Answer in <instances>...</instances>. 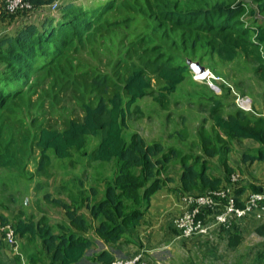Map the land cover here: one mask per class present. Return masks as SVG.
<instances>
[{
    "label": "trees",
    "instance_id": "trees-1",
    "mask_svg": "<svg viewBox=\"0 0 264 264\" xmlns=\"http://www.w3.org/2000/svg\"><path fill=\"white\" fill-rule=\"evenodd\" d=\"M187 1L29 0L31 10L24 12L39 13L36 21L18 15L23 12H2L1 22L12 28L0 33V169L33 181L26 176L31 164L37 162L36 172L43 175L55 157L72 166L85 158L86 167L113 163L116 172L113 181L85 188L87 195L72 204L46 192L44 198L62 210L66 224L57 226L47 217L36 220L34 212L24 214L20 206L14 219L1 214L0 252L7 244L1 228L10 224L18 242L36 247L28 264H110L114 253L96 252V239L121 249L126 233L141 225L152 198L173 181L163 178L171 168H180L176 191L182 195L207 193L227 183L233 172L229 160L234 140L259 145L242 153L243 162H264V94L261 113L243 111L234 99L236 108L225 112L231 108V92L217 96L209 86L193 89L201 99L200 110L204 105L208 110L198 128L204 155H181L176 146L166 149L161 141L150 143L138 132L125 138L133 117L144 116L140 99L151 97L162 110H171L172 95L193 74L186 57L240 61L264 85V22L243 19L247 13L256 17L257 10L264 15V0H252L257 8L241 0ZM105 41L109 51L83 58L88 48L101 51ZM38 74L60 78L82 116L64 118L60 127L40 122L34 113L40 107L33 110L30 104ZM215 158L227 176L211 174L210 159ZM259 231L264 235V224Z\"/></svg>",
    "mask_w": 264,
    "mask_h": 264
},
{
    "label": "rangeland",
    "instance_id": "rangeland-1",
    "mask_svg": "<svg viewBox=\"0 0 264 264\" xmlns=\"http://www.w3.org/2000/svg\"><path fill=\"white\" fill-rule=\"evenodd\" d=\"M231 1L232 0H226L228 3ZM241 1L249 4L252 8H257V5L252 0ZM257 12L256 17L249 16L247 13L243 19L247 20L251 17L252 20L256 18L260 22H264V15L260 14L258 10ZM18 15L27 19L36 16L32 12H23ZM18 15H15L14 19L16 17V20L19 22L21 20L18 18L20 17ZM14 19L10 18L9 22L12 23ZM11 28L12 27L9 28V23L0 22V33L8 29L10 30ZM96 51L97 48L95 50L92 48L86 49L83 58L91 60L90 57L95 56L94 54H97V58L102 56L103 51H109V41H105L101 51L98 53ZM200 56L201 55L199 54L195 60L186 57L190 69L192 70V67L196 66L202 67L205 70H211L216 76L222 78V80H224L229 86L216 82L215 84L221 90V93H219L211 87L209 81H197L194 76L195 73L192 72L193 74L179 88L177 94L172 95L171 110H162L152 101L151 97L140 99L138 104L143 110L144 116L139 119L135 116L130 121L129 129L125 133V138L127 140H130L133 133L138 132L150 143L161 141L166 149L171 145L176 146L180 150L181 155L186 153L192 154L193 157L197 154L204 155L198 138V128L202 124L204 118L208 115V110L206 109V105H204V109L200 110L201 107L200 105L198 106V104H200L201 99L193 92L195 87L209 86L214 94L222 96L223 92H231L232 94L231 86L241 95L247 96L251 100L254 112H263L264 85H261L256 78L246 70L244 63L235 61L225 64L219 61L216 57L211 58L209 56H203L200 59ZM74 64L77 65L78 62H74ZM60 80L61 79L58 77L51 80L47 77L45 78L43 74H38L35 81L39 85L30 100L33 110L40 107V110L34 111V113L38 115L40 122H46V120H48L54 127H60L61 120L64 118H76L82 116L77 101H72L70 95L71 92L67 90L66 86H63ZM191 93L194 94L192 101L189 100L191 98L188 99V96H190ZM231 94L228 98V104L231 108L227 109L225 112H230L236 108L233 101V95ZM15 115L18 117L21 113L17 112ZM207 126L210 128L211 122L208 123ZM93 143H96V140H93L92 144ZM232 144L235 147L230 155V165L233 170H241L239 166L241 167L244 164L242 163V153L252 151L257 145L242 140H234ZM91 148H93L92 145L89 150ZM76 157L79 160L83 159H80L78 155H76ZM36 164L37 162L31 164L26 175L33 176V181H22L17 175H13L4 169H0V215L3 214L14 219L18 214L17 207L20 206L21 209L26 211L24 214H27L28 211L36 213V220L47 217L52 224L57 226L63 225L64 223L66 224L68 221L65 219V214L63 216L62 210L56 208L44 198L46 192L50 191L52 196L62 197L67 202H69L67 200L68 198L72 204L76 197L79 198L81 194L87 195L83 191L85 188L88 189L90 186H97L106 179L108 181H113L116 172L113 163L105 165L95 164L86 167V158L83 159L82 163L72 166L68 160H59L58 158L52 157V165L47 173L43 175L37 174L35 169ZM210 165L212 167L211 174L227 176L226 168L223 164L219 163L217 158L210 159ZM85 170L86 172H84ZM180 172L179 166L173 167L167 174H164L163 178L167 176L177 178L179 177ZM233 172L228 174L229 179ZM240 175H242V173ZM243 176L244 175H242V177ZM229 179L226 181L227 183L229 182ZM17 180H19V182H17ZM81 180L83 181L82 185L80 183ZM39 182H43L44 185L38 186ZM198 194L206 193L201 192ZM160 195L161 193L158 192L155 195V198ZM254 233L255 232L251 231L246 236L245 244L247 246L243 248V252L248 248L264 245V238L259 234L254 235ZM128 234L126 233V238H130ZM14 249L15 248L9 244L4 246V249L0 252V264H28V255L37 251L35 245L32 243H26L24 240L18 242V249ZM224 249L228 252L227 260L224 262H216L215 259L212 261L208 259V261H206L204 258L205 264H208L209 262L212 264L241 263L238 254L231 252L226 243L222 250ZM193 255L195 258L199 257L197 251L194 252ZM235 260L237 261L236 263ZM244 264H246V262H244Z\"/></svg>",
    "mask_w": 264,
    "mask_h": 264
},
{
    "label": "crops",
    "instance_id": "crops-1",
    "mask_svg": "<svg viewBox=\"0 0 264 264\" xmlns=\"http://www.w3.org/2000/svg\"><path fill=\"white\" fill-rule=\"evenodd\" d=\"M3 11L6 10L3 3L0 2V22ZM34 15L36 16L31 19L28 18V21H36L41 16L36 12ZM258 147L259 145L253 150H257ZM242 163L244 164L239 166L241 170L235 169L233 171L241 172L244 175L240 196L245 199L249 193L254 192L253 187L259 189L264 182V162L257 161L254 164H249L242 161ZM215 176L224 177V175L217 174ZM226 184L224 183V185ZM179 186L180 175L173 178L172 182L167 183L164 189L160 191L159 197L155 198L154 196L152 198L150 209L141 225L128 234L130 238H125L122 245H120L121 243L116 245V247L120 245L121 249L108 248L102 240L96 239L97 248L95 251L109 249L116 258H127L142 253L150 264H205L204 258L206 261L215 259L216 262L227 260L228 252L225 249L222 250L226 243L231 252L238 254L239 261L241 260L239 264H244V262L246 264H264V245L254 246L243 252V248L247 246L245 244L246 236L251 231L255 232L254 235L259 234L264 238V235L259 231V228L264 224V214L261 219H257L255 214H251L244 220L236 222L233 227L213 229L207 236L179 238L174 220L189 209L182 200V197L188 194L181 195V192L176 191ZM196 251L199 253L197 258L193 255ZM92 252L90 251L88 255H91ZM82 264L93 263L85 260ZM208 264L212 263L209 262Z\"/></svg>",
    "mask_w": 264,
    "mask_h": 264
},
{
    "label": "built area",
    "instance_id": "built-area-1",
    "mask_svg": "<svg viewBox=\"0 0 264 264\" xmlns=\"http://www.w3.org/2000/svg\"><path fill=\"white\" fill-rule=\"evenodd\" d=\"M9 14H17L31 10L29 0H0ZM57 4L53 6V10ZM197 81H209L211 87L221 93L215 82L228 85L222 78L216 76L211 70H205L202 74H195ZM229 86V85H228ZM232 95L236 105L245 112H253L251 100L241 95L231 87ZM242 176L234 171L229 182L217 190L208 191L206 194H188L182 197L187 204L188 210L175 218L174 226L180 232L179 238L187 239L194 236H207L216 228H231L233 225L244 220L251 214L261 219L264 214V182L259 191L249 193L242 199L240 189L242 188ZM4 233V241L10 246L18 249L13 227L8 224L1 228ZM110 264H150L142 253H137L127 258H116Z\"/></svg>",
    "mask_w": 264,
    "mask_h": 264
},
{
    "label": "water",
    "instance_id": "water-1",
    "mask_svg": "<svg viewBox=\"0 0 264 264\" xmlns=\"http://www.w3.org/2000/svg\"><path fill=\"white\" fill-rule=\"evenodd\" d=\"M192 70L195 74H202L205 71V69H203L202 67H196V66L192 67Z\"/></svg>",
    "mask_w": 264,
    "mask_h": 264
}]
</instances>
